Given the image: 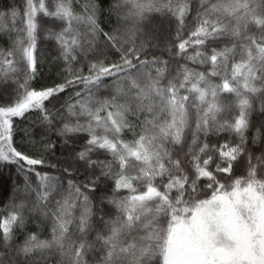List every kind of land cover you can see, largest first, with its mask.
I'll list each match as a JSON object with an SVG mask.
<instances>
[{
	"label": "snow or ice",
	"instance_id": "obj_1",
	"mask_svg": "<svg viewBox=\"0 0 264 264\" xmlns=\"http://www.w3.org/2000/svg\"><path fill=\"white\" fill-rule=\"evenodd\" d=\"M0 37V264H264V0H23Z\"/></svg>",
	"mask_w": 264,
	"mask_h": 264
},
{
	"label": "trees",
	"instance_id": "obj_2",
	"mask_svg": "<svg viewBox=\"0 0 264 264\" xmlns=\"http://www.w3.org/2000/svg\"><path fill=\"white\" fill-rule=\"evenodd\" d=\"M8 5H16V6L22 7L23 0H0V10L4 9ZM0 47H7L6 38L0 37ZM40 47L44 53V59L42 60V65L40 68L42 76L38 77L37 81L34 82V84L35 83L47 84V83H51L52 79L55 78L56 76V67L50 63L51 55L54 52V44L53 42H50V41H42ZM84 70L85 72L87 71L86 66ZM22 135H23L22 133H17L15 137L16 145L18 147L23 146V142L21 140ZM57 143H58V149H59V142ZM57 154H59L58 150H57ZM3 207L4 205L0 204V209H3ZM45 235H47V231H45Z\"/></svg>",
	"mask_w": 264,
	"mask_h": 264
}]
</instances>
